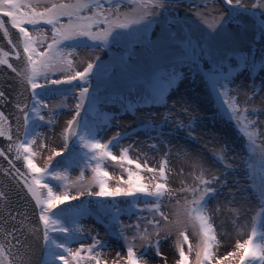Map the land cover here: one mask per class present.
<instances>
[{
  "label": "snow or ice",
  "instance_id": "obj_1",
  "mask_svg": "<svg viewBox=\"0 0 264 264\" xmlns=\"http://www.w3.org/2000/svg\"><path fill=\"white\" fill-rule=\"evenodd\" d=\"M127 4L132 6L131 13L121 12V0H0V33L3 38L11 45L12 52L15 53L16 59H20V49L23 50V68L17 69L9 63V52L0 50V65L7 66L11 71L16 73L19 80L26 86L25 92H30V97L24 101L17 100L15 107L19 113L17 119V134L14 139L12 128L9 125L8 116L0 111V137L8 140V153H14V158H9L8 154L0 149V157L8 160L9 169H0L5 175L10 176L14 181L22 184L27 193L35 201L38 209L39 226H30L27 223L26 214L14 213L7 204V197L0 193V264H26L24 255H13L9 258L5 248L24 247V242L19 238L17 233L23 235V229L28 228L33 233L42 232V245L48 258L49 264L53 261H59V264H101V254L108 248L107 242L102 241L97 235L91 236V244L85 245L82 241L88 239L83 234V227L79 224V217L85 215L88 211L83 202L79 206L71 205V201L80 200L82 196L95 197L100 200L99 211L110 218L113 225L118 227L114 234L118 238H123L126 245L125 264H146L141 257L137 255L135 246L132 241L139 239L145 241V248L151 246L159 251V241L152 244L149 239L148 226L150 225L159 235V226L161 220L169 222L168 216L162 211L164 198L169 199L176 197L180 193H187L181 204L177 200L176 219L174 224L177 228L184 225L179 230V240L176 244L178 260L176 264H191L190 255L193 252L190 243V237L187 229L190 225L194 234L198 237V244L195 251V264H223V261L231 258H237L239 264H264V227H258L261 217H264V148L260 149L259 159L253 163L248 159H243L241 163L247 166L246 173L248 179L253 180L257 195L261 201L259 211L253 217L252 226L248 238L243 242L235 243V251L229 252L222 258L216 257V250L219 248L220 241L216 227L213 223L212 216L214 212L220 210L210 209L209 204L213 200H219L223 190L228 186V169H234L236 166L227 160L226 153L223 149L215 157L219 163H222L225 172L222 175H213L207 178L203 169L198 173L196 169L200 167L198 161H193V183L186 184L178 191H173L169 184V177L172 169L169 167V155L171 149L166 152L159 162V166H149L147 160L141 162L139 158L133 159L130 156L134 145L121 147L119 155L114 154L113 147L120 146V141L128 136V132L121 133L117 131L107 143H103L98 137V132L104 130L98 125L90 122L88 113L95 110L98 97L92 94L90 98V107L85 110L84 103L89 99V79L97 66L94 62L87 63L83 71L73 70V57L76 55V48L85 47L93 48L106 46L112 40L122 38L124 33H129L134 26L144 25L146 31L147 25L152 19L163 14L170 6H174V0H127ZM223 4L231 8L244 9L242 0H223ZM264 9V0H259L253 8ZM198 16L203 14L196 12ZM6 17L7 21L2 18ZM66 19V22L62 21ZM223 16L214 17L207 27L211 32H216L218 26L223 21ZM14 29L18 37L13 40L9 31ZM30 26V27H28ZM43 26H48L51 32L49 38L47 31ZM258 35L264 36V20L256 25ZM139 31V28L135 29ZM130 34V33H129ZM86 38L91 44L80 43L71 45L73 42ZM50 39V42H48ZM186 46L183 49V55L192 59L195 63L196 58L203 55L211 56V51H206L201 45H193L188 38ZM47 44L46 48L43 45ZM199 47V51H197ZM230 55V54H229ZM229 56H225L217 62L215 68L208 76V82L218 97H223V104L227 106L228 112L231 113L232 119L237 120L241 125V130L247 137L251 151L254 153L256 144L257 131L254 126L257 120L246 119L244 113L253 112L255 108L241 109L237 97L229 94V83L232 75V69L224 70L225 62ZM97 59H99L97 57ZM240 60L243 66L255 74L257 70L264 71V61L257 62L252 53L241 54ZM56 73H63L62 78H53ZM180 74L173 71L169 74L167 86L171 87ZM74 81L80 83L76 85L79 89L75 103V111L72 118L67 121L66 127L62 132L63 149L53 150L51 156L47 158L44 167H39L35 162L39 149H44V134L39 131L42 125H47L49 131L52 130L56 118L61 113L58 108H64L67 105L59 101L57 105H50L46 102L54 93L60 89L55 86L72 85ZM264 87V85H262ZM39 90V91H38ZM73 89H65L64 92H71ZM250 90L253 95L258 94L259 89L253 81ZM238 91V90H236ZM64 93H61L63 95ZM24 95V93H18ZM164 89L154 87L150 94L143 98L150 103H159L163 99ZM119 99L121 107L125 112L134 111L138 105L124 96L113 98V103ZM7 97L3 91H0V104L6 103ZM47 110V115L44 114ZM188 112V109H184ZM82 112L84 114L82 115ZM96 116L100 117V123L107 124L106 114L96 111ZM23 120V138L20 136V119ZM119 113L112 115V119L117 120ZM194 119V118H193ZM178 127H185L182 121H177ZM7 126V128H6ZM188 134L192 136V126L189 123ZM145 129L157 131L158 126L154 125L151 119L144 122ZM253 129V130H250ZM135 134V130H131ZM162 132L157 131L156 136L149 134V141L161 139ZM77 145L79 151L77 150ZM149 147L158 150V143H149ZM67 154V155H65ZM187 156V153H183ZM55 157H61L57 161V166L52 165ZM15 161H22L23 168L27 171H21L16 167ZM111 161L118 165L121 174L114 177L107 170L106 163ZM80 168V176L76 181H70L69 168ZM135 169L133 171L132 169ZM92 173V178L86 188L72 194L68 189L75 185H80L84 181L85 170ZM150 174L145 176L143 173ZM126 174V179L124 178ZM179 175L183 176L184 170L181 167ZM115 179V186L110 181ZM56 181L64 189L56 191L49 181ZM96 187L98 190L93 191ZM236 189L240 191L239 182H236ZM46 192V194H45ZM228 195L231 197L228 203L235 202V192L229 189ZM133 198L127 201L131 208L136 209L134 214L137 215V223L128 225V228L134 230L132 240H129L125 231V226L120 224L119 217L128 209L121 208L117 198ZM190 197V198H189ZM105 201H108L105 203ZM89 204L95 203L90 200ZM68 204L67 208L56 211L61 205ZM138 204L144 207L137 208ZM234 212L238 210L231 209ZM147 211L148 216H142ZM160 217V219H157ZM141 221L144 222L143 231H141ZM19 225V227H17ZM58 234L54 236L53 234ZM91 235V234H89ZM15 241V243H13ZM74 242H81L80 247L75 250L71 245ZM183 245L188 246L185 252ZM146 254V253H145ZM144 255V254H141ZM120 253H117V257Z\"/></svg>",
  "mask_w": 264,
  "mask_h": 264
},
{
  "label": "rangeland",
  "instance_id": "obj_2",
  "mask_svg": "<svg viewBox=\"0 0 264 264\" xmlns=\"http://www.w3.org/2000/svg\"><path fill=\"white\" fill-rule=\"evenodd\" d=\"M242 2L244 9L231 8L223 4V0H181L174 3V6H170L167 11H163L162 15L153 18L147 25L146 31L144 25L134 26L129 30L130 34L124 33L118 40L109 38L110 42L106 46L76 48L72 65L73 70L78 71H83L89 62L97 65L89 79V99L85 100L84 108L87 110L90 107V98L92 94H96L98 100L95 110L89 112L88 117L90 122L104 129L98 132L101 141L107 143L117 131L128 132V136L120 141V146L113 147L114 154L119 155L121 147L132 144L134 147L130 156L133 159L139 158L141 162L147 160L149 166L157 168L164 154L171 149L168 157L169 167L172 169L169 184L173 191H178L183 186L182 182L186 184L194 182L191 167L193 161H198L200 165L196 172L203 169L207 178L222 175L225 168L215 157L221 149L225 151L227 160L236 167L227 170L229 172L228 186L223 190L219 200H213L209 204L210 209H216L218 206L220 208L212 216L220 241L219 248L216 250L217 258L235 251V243L243 242L248 238L253 217L259 211L261 203L253 180L248 179L246 175L247 166L241 161L248 159L255 163L259 159L260 149L264 148V87H262L264 71L257 70L255 74L251 73L240 64V56L252 53L257 62L264 61V36L258 35L256 28L260 20H264V9L253 8L259 0H242ZM131 7L127 4V0H121V12L131 13ZM197 11L203 15L198 16ZM218 16H223L224 19L217 31L211 32L205 20L211 23L213 18ZM62 21L66 22V19L62 18ZM43 27L50 38L51 32L48 31V26ZM136 28L140 30L136 31ZM184 38L190 39L193 45L203 46L206 51H211L212 55L198 57L193 63L192 59L183 55V49L186 46ZM68 43L77 45L92 42L81 38ZM46 46L45 43L43 47L46 48ZM225 56L229 58L225 62L224 70L232 69V75L229 78L231 81L229 94L237 97L241 109L247 107L250 110L253 108L257 110L255 113L251 111L244 113L246 119L257 120V125L254 126V130L258 133L256 144L253 146L254 153L241 130V125L237 120L232 119L227 106L223 104L224 98L218 97L208 82L212 69ZM173 71L180 75L176 82L168 87L167 80ZM63 75V73H56L53 78H62ZM253 81L259 89L256 95H253L250 90ZM79 83L74 81L72 85L55 86L60 91L46 101L50 105H57L59 101H63L67 106L58 108L61 114L56 118L51 131L47 125H42L39 129L44 134L47 145L44 149H39L38 144L34 146L39 152L35 160L39 167L45 166L47 158L51 156L54 149L58 151L63 149L62 132L67 121L74 114L79 92L75 86ZM154 87L164 89L163 99L159 103H150L143 98L146 94H150ZM69 88L73 90L64 92ZM61 93L64 94L61 95ZM120 96L132 100L138 107L132 112H125L119 99L113 103V98ZM184 109L189 111L185 112ZM96 111L106 114V125L100 123V117L96 116ZM115 113H119L117 120L112 119ZM44 114L47 115V110H44ZM149 119L158 126L157 131L162 132L159 141H149V134L153 137L157 134V131L144 128V122ZM177 121H182L185 127H178ZM190 122L192 136L188 134L187 126ZM133 129L135 134L131 131ZM149 143H158V150L150 148ZM77 150L79 151L78 145ZM183 153H187V156H183ZM61 159V157H55L52 165L58 167L57 161ZM106 167L114 177L121 174L119 166L111 161L106 163ZM181 167L184 170L183 176L178 174ZM132 170L135 171L134 168ZM68 171L70 181H76L81 174L80 168L75 166ZM143 174L146 177L150 175L146 172ZM91 178V171L86 169L83 183L72 186L68 190L76 194L77 191L88 186ZM124 178H127L126 174ZM237 181L240 191L236 189ZM49 183L56 191L64 190L56 181L50 180ZM110 184L115 186V179L110 181ZM229 189L236 194L235 202L232 204L228 203L231 199L228 195ZM92 190L98 189L93 186ZM187 195V193H180L171 199L167 196L164 198L162 211L168 216L169 222L165 223L161 220L159 235H156V231L150 225L148 226L149 239L152 244L159 241L161 255H157L156 250L151 246L146 249L145 241L139 239L132 241L137 255L142 261H146V264H176L179 258L176 244L182 240L179 237V230L184 227L181 225L177 228L174 224L177 200H180L182 204ZM85 198L93 197L85 195L74 202H80ZM132 199L131 197L117 198L120 202L119 206L128 209L120 215L119 221L125 226L129 240H132L134 230L127 226L137 223V215L134 214L136 209L131 208L127 203ZM89 201L85 205L88 209L87 213L79 217L83 234L88 237L82 243L91 244V236L98 234V238L106 241L108 245L101 254V264H125L124 258L127 255L125 242L123 238H118L114 234L119 230L118 227L111 223L108 216H104L99 211L100 200L93 204H89ZM142 207H144L142 204L137 205V208ZM231 209L238 210V214ZM141 215L148 216L149 213L145 211ZM143 227L144 222L141 221V231ZM258 227H264V217H261ZM187 232L193 248L190 261L191 264H195V251L199 241L190 225ZM80 244L81 242H74L71 247L75 250L80 247ZM183 247L187 252L188 246L183 245ZM118 252L119 257H117ZM46 259L47 256L44 253L42 264H46ZM56 264H59V261ZM88 264H94V261ZM223 264H239L238 257H230L223 261Z\"/></svg>",
  "mask_w": 264,
  "mask_h": 264
},
{
  "label": "water",
  "instance_id": "obj_3",
  "mask_svg": "<svg viewBox=\"0 0 264 264\" xmlns=\"http://www.w3.org/2000/svg\"><path fill=\"white\" fill-rule=\"evenodd\" d=\"M181 0H174V3ZM172 2V0H170ZM7 21V18H2ZM10 34L12 35L13 40L18 37V33L14 29H10ZM0 50L9 52V63L13 64L17 69L23 68V50L20 49V59H16L15 53L12 52L11 45L8 44L7 40L3 38V34L0 33ZM25 85L19 80L16 76V73L11 71L7 66L0 65V91H3L7 97V102L0 104V111L4 112L9 118V125L12 128V134L14 139L17 134V119L19 115L15 105L17 100L24 101L26 97H30V92H25ZM18 93H24V95H18ZM20 127V136L23 138V120L22 117L19 121ZM7 128V126H6ZM10 142L2 137H0V149H3L9 156V158H14V153L7 152V146ZM16 167L21 171H27L23 168L22 161H15ZM11 166L8 163V160H5L3 157H0V169H9ZM0 193H3L7 197L8 207L14 213H22L27 216V223L30 226H39L38 220V209H36L35 201L32 200L31 196L27 193V190L24 189L22 184L14 181L10 176L4 174L3 171H0ZM19 227V225H17ZM23 235L19 232L17 235L24 242V247L19 248H5L6 253L9 254V258L13 255L20 256L24 255L26 264H42V259L44 256V249L42 245V232L33 233L29 231L28 228L23 229ZM0 241H3L7 244V241H4L3 237L0 236ZM15 243V241H13Z\"/></svg>",
  "mask_w": 264,
  "mask_h": 264
},
{
  "label": "trees",
  "instance_id": "obj_4",
  "mask_svg": "<svg viewBox=\"0 0 264 264\" xmlns=\"http://www.w3.org/2000/svg\"><path fill=\"white\" fill-rule=\"evenodd\" d=\"M240 64L243 65L242 61H240ZM45 194H46V192H45ZM88 200L98 201V199H96V198L94 197V198H91V199H90V198L82 199L80 202H74V201H71L70 203H71V205L79 206V205H81V203L83 202L84 207H86L85 205H87L86 202H87ZM68 206H69L68 204L61 205L58 209H56V211H60V209H62V208H67ZM53 235L56 236V235H58V234H55V233H54ZM56 262H57V261H53V262H51V264H56ZM46 264H49L48 258L46 259Z\"/></svg>",
  "mask_w": 264,
  "mask_h": 264
}]
</instances>
